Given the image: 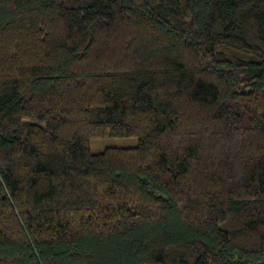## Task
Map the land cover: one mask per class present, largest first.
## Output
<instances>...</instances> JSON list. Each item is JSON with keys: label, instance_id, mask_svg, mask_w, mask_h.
Segmentation results:
<instances>
[{"label": "trees", "instance_id": "trees-1", "mask_svg": "<svg viewBox=\"0 0 264 264\" xmlns=\"http://www.w3.org/2000/svg\"><path fill=\"white\" fill-rule=\"evenodd\" d=\"M0 264H264V0H0Z\"/></svg>", "mask_w": 264, "mask_h": 264}, {"label": "rangeland", "instance_id": "rangeland-1", "mask_svg": "<svg viewBox=\"0 0 264 264\" xmlns=\"http://www.w3.org/2000/svg\"><path fill=\"white\" fill-rule=\"evenodd\" d=\"M138 144V138L131 137H106L91 140V151L94 153L101 152L110 146L133 147Z\"/></svg>", "mask_w": 264, "mask_h": 264}]
</instances>
